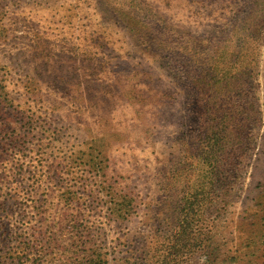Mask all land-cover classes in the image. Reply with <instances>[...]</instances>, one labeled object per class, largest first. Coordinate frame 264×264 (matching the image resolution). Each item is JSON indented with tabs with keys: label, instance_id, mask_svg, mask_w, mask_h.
I'll list each match as a JSON object with an SVG mask.
<instances>
[{
	"label": "rangeland",
	"instance_id": "rangeland-1",
	"mask_svg": "<svg viewBox=\"0 0 264 264\" xmlns=\"http://www.w3.org/2000/svg\"><path fill=\"white\" fill-rule=\"evenodd\" d=\"M0 264H264V0H0Z\"/></svg>",
	"mask_w": 264,
	"mask_h": 264
},
{
	"label": "trees",
	"instance_id": "trees-1",
	"mask_svg": "<svg viewBox=\"0 0 264 264\" xmlns=\"http://www.w3.org/2000/svg\"><path fill=\"white\" fill-rule=\"evenodd\" d=\"M211 70L214 72L213 79L208 81L205 77ZM235 78L236 74L232 72H224L219 75L215 66L208 70L204 76V85L202 88L200 87V90L204 91V103L199 101L200 116L204 120V162L219 158L220 161L222 159V163L224 156H231L234 151L237 153L241 150V146L245 144V139L248 136L246 132L247 118L242 117L244 113L239 111L229 115L230 111L225 108L227 101L231 99L230 94L241 89L240 84L233 81ZM220 154H222L221 157ZM208 172L213 171H206V174ZM25 244V252H29L32 241L30 243L27 239ZM35 250H37L35 251L36 256L43 254V250L38 249V246Z\"/></svg>",
	"mask_w": 264,
	"mask_h": 264
}]
</instances>
